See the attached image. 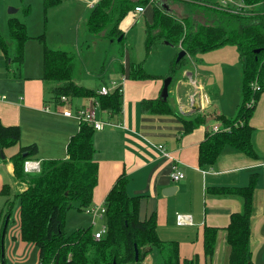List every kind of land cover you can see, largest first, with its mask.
Instances as JSON below:
<instances>
[{
    "label": "trees",
    "instance_id": "1",
    "mask_svg": "<svg viewBox=\"0 0 264 264\" xmlns=\"http://www.w3.org/2000/svg\"><path fill=\"white\" fill-rule=\"evenodd\" d=\"M158 1L99 0L87 15V31L112 41L120 37L123 40L126 37L120 28L123 20L136 7L152 4L153 22L146 28L147 51L157 49L162 43H169L178 45L180 51L187 52V56L179 62L177 59L173 62V80L190 69V57L196 53H205L227 44L236 45L241 64V100L238 113L232 119L223 115L219 117L223 120V126L229 129L206 134L199 146L198 163L201 168L215 165L226 147L257 157L250 120L264 93V0H242L247 8H258L245 9L240 13L218 9L213 0H194L197 3L183 0L188 6H193V2L194 5L212 9V24L198 25L188 18L179 19L173 14L169 4L176 0H166L164 3ZM59 2L60 0H44L45 14ZM28 12L29 9L26 13ZM130 19L127 18L124 23ZM9 30L10 38L14 42V59H10V49L1 32L0 48L7 59V65L16 62L21 66L24 62L25 46L32 37L27 33L26 23L15 17L9 18ZM38 39L43 44V80L55 83L52 92L57 102L63 96L69 100L95 98L101 111L111 115L122 112L123 94L120 89L109 95H101L95 89L76 84V55L49 48L44 35ZM129 77L131 80H138L154 78V75L146 73L141 65L133 64ZM254 83L258 84L257 89H253ZM252 99L256 102L253 107H248ZM141 105L145 111L151 113L171 112L168 101L161 98L144 100ZM202 121L201 116L192 119L181 117L187 132L196 129ZM94 134L93 126L81 124L79 131L68 144V158L43 161L40 173L36 174H26L24 163L38 155L37 145L22 147L12 160L16 177L26 183L27 188L13 196L4 189L3 193L8 196L1 210L0 227L2 223L4 229L6 219H11L14 205L19 201V236L24 242L38 248L39 264H143L152 254L155 255L156 264H199L197 257L182 260L177 242L162 241L159 238L155 214L148 220L140 219L141 197L128 193L129 181L125 173L119 176L105 200V236L100 240L95 239L93 225L79 228L71 234L66 233V213L73 207V202H79L77 209L80 211L91 207L93 203L99 173V166L95 161ZM20 140L19 126H5L0 121V156L4 150L19 144ZM255 183L253 178L246 187L211 189L214 194L236 195L243 201L242 212L233 214L225 229L227 243L231 248L229 264H254L250 238ZM219 232L218 228H204V253L207 261H211L215 254Z\"/></svg>",
    "mask_w": 264,
    "mask_h": 264
},
{
    "label": "crops",
    "instance_id": "2",
    "mask_svg": "<svg viewBox=\"0 0 264 264\" xmlns=\"http://www.w3.org/2000/svg\"><path fill=\"white\" fill-rule=\"evenodd\" d=\"M78 1L86 4L90 10L95 5L94 0ZM171 3L175 2L171 1L170 7ZM127 18L131 19L124 23ZM133 21L134 18L128 15L120 25L126 36ZM24 58L25 61L29 60L26 51ZM193 63L191 61L190 69L181 76L174 80L171 77L167 99L171 108L169 113H151L141 105L144 100L161 98L167 76L154 73V78L131 80L130 72L127 74L126 69L117 73L120 74L122 85V112L111 115L98 108V119L112 125L95 131L93 136L99 173L91 207H97L102 212L108 193L119 176L125 173L129 181L128 193L141 197L140 219L148 220L155 214L159 238L177 242L182 260L197 257L199 264H229L231 248L225 229L230 224L231 216L242 212L243 201L236 195L214 194L211 189L246 187L254 178L250 248L253 263L264 264V93L250 120L257 157L226 147L215 165L201 168L198 163L199 146L206 134L212 132L215 126H223V120L219 119L221 115L227 119L237 116L241 80L240 85L233 82L231 86L225 75L221 83L215 82L217 92L210 94L206 81L212 75V70L207 73L205 69L194 68ZM219 63L221 71L229 75L231 66L226 62ZM132 66L133 63L130 70ZM6 68V72H0V121L5 126H19L21 140L16 146L4 150L0 156V217L8 196L3 193L4 189L13 196L27 188L26 183L16 177L12 160L21 148L37 145L38 155L30 159L33 161L66 160L68 144L79 131L80 124L76 119L64 116L63 112L97 107L95 98H72L66 103L57 102L52 92L55 83L48 89L49 82L43 80V55L40 73L22 71L17 74L12 71L7 74L9 67ZM112 70L119 69L116 66ZM75 83L83 86L79 82ZM103 86L95 90L99 92ZM49 91L51 96L48 95ZM196 116L203 118L202 123L187 132L181 117L192 119ZM160 145L168 156L162 155L158 148ZM174 164L184 173V179L173 180L171 173ZM172 187L171 193L164 194L166 189ZM75 203L79 206V202ZM178 215L184 216L186 222L183 225L178 224ZM101 219L106 222L105 216ZM96 221L93 218V222ZM9 222L5 236L1 223V252L4 257H14L16 261L13 264H30L31 245L21 240L19 230L9 238ZM76 222L79 228L94 225H85L78 219ZM206 226L220 229L211 261H207L204 253L203 233ZM150 257L151 263L156 264L155 255L152 254L148 259ZM148 259L145 264H149Z\"/></svg>",
    "mask_w": 264,
    "mask_h": 264
},
{
    "label": "rangeland",
    "instance_id": "3",
    "mask_svg": "<svg viewBox=\"0 0 264 264\" xmlns=\"http://www.w3.org/2000/svg\"><path fill=\"white\" fill-rule=\"evenodd\" d=\"M191 1L197 3L194 0ZM158 2L164 3L167 1L159 0ZM193 2V6H188L183 0H176L175 3H171L173 14L179 19L188 18L195 25L212 24V9L206 6L194 5ZM212 2L214 3V1ZM257 8L258 6H254L247 9L255 10ZM10 9H16L17 13L11 15L9 13ZM28 9L30 12L26 13ZM89 11L87 5L78 0H60L58 4L50 7L46 14L44 0H0V32L8 43L11 60L14 59L15 48L14 42L10 38L9 18L15 17L25 22L27 33L32 37L28 41L27 47L25 46L26 58L28 57L29 60L25 61L24 58L22 67L16 62L7 65V59L0 48V72H6V66H8L9 71L7 74L12 73V71H16L17 74L22 71L34 74L40 73L43 44L38 38L44 35L49 48L72 52L76 55L75 81L88 89H96L104 84L107 88L113 90L115 88L113 83L120 82V74L117 75V73L122 70L124 65V69L129 74L132 63L136 66L141 65L146 72L152 75L157 73L168 76L167 78L172 77L174 72L171 67L181 52L180 46L162 43L157 49L149 52L146 49V28L153 22L154 7L152 4L145 6L143 14L135 15L133 25L127 31V36L123 40L116 39L115 41L89 34L86 27ZM191 61L194 62V68L205 69L207 73L212 70V75L206 81L207 91L211 92L210 94L217 92L215 82L221 83L225 75L226 79L228 78V85L232 86L233 82L240 85V54L234 44L223 45L205 53H196L191 57ZM219 62H226L227 65L231 66L229 75L221 71ZM116 66L119 70L113 71L112 69ZM213 74L215 78H213ZM237 74L239 75L237 76ZM53 85L54 83L49 82L48 89L49 86ZM48 95L51 96V91ZM171 97L174 98L173 92H171ZM73 204L74 207L66 213L65 231L67 234H71L79 228L77 227V219L79 222L83 221L85 225L94 224L95 232L104 227L106 224L104 219L98 217L95 223L92 216L86 213V209L80 211L77 209L78 204L75 202ZM19 210L20 202L16 201L8 225L9 238H12L19 230ZM30 245V264H37L38 248L34 244ZM5 257L0 249V264H3V262L13 264L16 261L14 257ZM148 262L152 264V257L148 259Z\"/></svg>",
    "mask_w": 264,
    "mask_h": 264
},
{
    "label": "built area",
    "instance_id": "4",
    "mask_svg": "<svg viewBox=\"0 0 264 264\" xmlns=\"http://www.w3.org/2000/svg\"><path fill=\"white\" fill-rule=\"evenodd\" d=\"M98 1L99 0H94V3L96 4ZM213 1L217 5L216 8L221 9V10H226L232 13H240V12L245 11V9H247V6H245L242 0H213ZM153 2H155V0H151V3ZM144 12H145V7L138 6L135 8L134 12H131L129 15L130 17L135 18L136 14H143ZM113 86L115 87L113 90H110L106 86H103L99 90L98 93L101 95H109L111 92H113L116 89H120V91L122 92L121 82H118V83L114 82ZM257 88H258V84L254 83L253 89H257ZM3 98L5 97L3 96ZM68 101L69 99L65 96H63L60 100L61 103H66ZM255 102L256 100L252 99V101L248 104V107H253ZM46 110L49 111V108H46ZM63 115L66 117L76 119L80 125L83 123L91 125L93 126L95 131H101L105 128V126L112 125L111 123H105L98 119V107L96 106L95 107H84V108L77 109L76 111L65 110L63 112ZM226 129H229V128H226L224 126H221V127L215 126L213 128V133L224 131ZM158 148L160 149L163 156H168V153L165 151L163 146L160 145L158 146ZM41 163L42 162L40 161L27 160L24 163V172L26 174L40 173L41 167H42ZM171 177L175 181H180L184 179L185 177L184 173L179 169V166L177 164H174L172 166ZM85 211L87 214L91 215L94 219L98 217L102 218V216H104L103 214H105V209H103L102 212H100V209L97 207H88L86 208ZM183 217L184 216L182 215L177 216V222L179 225H183L186 222ZM105 234H106V226H104L100 231L95 232V239L100 240L105 236Z\"/></svg>",
    "mask_w": 264,
    "mask_h": 264
},
{
    "label": "water",
    "instance_id": "5",
    "mask_svg": "<svg viewBox=\"0 0 264 264\" xmlns=\"http://www.w3.org/2000/svg\"><path fill=\"white\" fill-rule=\"evenodd\" d=\"M9 13L12 15L14 13H17V10L16 9H10ZM121 39H122V37L119 38V40H121ZM256 52L258 53L259 50L256 51ZM185 56H187V52L185 50H182L179 53L178 57H177V62H179ZM171 82H172V78L171 77L165 79L164 87H163V90H162V93H161V99L163 101H167V99H168V96H169V87L171 85ZM173 188L174 187L166 189L167 191L164 192V194L171 193V191H172ZM8 220L9 219L7 218L6 219V222H5V226H4V229H3V236H5V231H6V227H7ZM136 261H138V259H136Z\"/></svg>",
    "mask_w": 264,
    "mask_h": 264
}]
</instances>
